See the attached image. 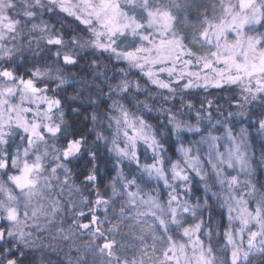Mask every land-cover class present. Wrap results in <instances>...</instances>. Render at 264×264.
<instances>
[{
	"label": "snow or ice",
	"instance_id": "snow-or-ice-1",
	"mask_svg": "<svg viewBox=\"0 0 264 264\" xmlns=\"http://www.w3.org/2000/svg\"><path fill=\"white\" fill-rule=\"evenodd\" d=\"M262 175L264 0H0V264H264Z\"/></svg>",
	"mask_w": 264,
	"mask_h": 264
},
{
	"label": "trees",
	"instance_id": "trees-1",
	"mask_svg": "<svg viewBox=\"0 0 264 264\" xmlns=\"http://www.w3.org/2000/svg\"><path fill=\"white\" fill-rule=\"evenodd\" d=\"M133 79H135V77H133ZM213 95H215V93H213ZM221 103H223V101H221ZM239 127V126H237ZM261 179H264V175L261 176ZM221 231H223V229H221Z\"/></svg>",
	"mask_w": 264,
	"mask_h": 264
}]
</instances>
